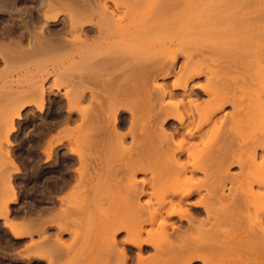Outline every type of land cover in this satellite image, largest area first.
I'll return each instance as SVG.
<instances>
[{"label": "rangeland", "instance_id": "1", "mask_svg": "<svg viewBox=\"0 0 264 264\" xmlns=\"http://www.w3.org/2000/svg\"><path fill=\"white\" fill-rule=\"evenodd\" d=\"M70 1L75 4V6L72 4L74 6V9L76 8L77 4L79 6V4L91 5L92 3L93 6H91L96 9H93L94 11L91 10L90 13H87L85 12L87 7H83L84 9L82 11H84L85 13H79V11L77 12V9L82 8V5L79 6V8L77 6V9H75V11L73 7L67 4ZM92 1L0 0V19L7 18L6 38H2L0 35V214H4L6 212L7 203H9L8 201H10L12 198H15L17 200L15 201V203L8 204L9 212L10 209L19 206H31L29 202H33V195H31L32 188H30L32 183L29 181H31V178L36 170L40 169L44 171L47 167L50 166H54L53 168L55 170L61 172L55 173L56 175L62 176V178L70 176L71 179L70 181H64L62 183L63 191L55 194L56 196H58V198H53V200L55 201L54 206L59 209L55 212L56 216L59 215V213H62L60 212V210L66 211L67 206L65 204V201L63 200L65 206H61L63 202H60V200L62 201V199H66V195H68L76 186L81 184V182L78 181H82V185L86 186L89 183L88 181L90 176H92V180V178L97 176H101L99 178L101 179L103 175H105L104 180L106 179L105 181L107 182V184H105L103 179L102 181L106 186H108V190L107 192H105L106 186L103 187L104 190H101L104 192L101 194V201L99 203L101 206L98 205V207H96L98 208L96 209V211L98 210L97 213L100 212L99 208L101 207L102 211L99 215H105L109 202L112 201V199H117L119 195L121 196L118 198H120L121 201L127 203L126 205V203L121 202V206L118 205L119 207H121L118 208V211L117 209L115 210L109 207L111 208L110 213H106V215L108 214L107 216L109 218L105 215L106 219L108 218V221H106L108 223L112 221L111 219H113L114 221V215H116L117 212H119L116 215L119 225H122V223H125L124 225L129 224L126 221L134 219L135 215L133 214L132 209H129V203L131 204V199H133L134 193L133 191L128 190L130 187V183L128 182H132V180L138 183V187L140 189L141 187H144L143 182L146 183L145 190H147V194L143 197L140 195V198L139 192L138 195L137 193L135 194V197L138 196L141 199V203L143 202L142 204H146L147 202L151 201L157 207L158 204L156 205L155 202V198L157 199V197L154 198V195H156L155 193L157 192H155L154 195L152 194V192L154 191L152 190L153 188H151L153 184H157V182L160 184H163V182H167L166 184L168 185H165L167 190L164 189L163 192L166 191L168 193H173L175 191V188L183 185L182 187H180V189L178 188L179 191L181 190L180 192L178 190L177 192L175 191L174 194L176 197L174 196V194H167L170 196H168V198H171L177 203L179 199L176 198H179L181 195L177 196L176 194H183V191L185 190L183 188L184 184L185 187H187V190L191 188L190 186L194 187L196 179V186L192 189L193 191H191L194 196L191 195L192 197H190L189 202L185 205V209L193 212L195 210V207H193L194 204L199 202V200L201 201L202 197L203 199H205L204 196L207 197L208 190L206 191V189L208 187H211L210 190H213L214 188L213 178L205 177L204 172L207 170L210 171L211 169V171H213V168L216 166V159L211 161V159H213V157L211 156H213L215 153L213 155L211 154V156L209 154L218 149L217 147L220 145V147H224L225 143H227L228 141L223 143V140L226 141V138L230 136L232 138L233 136L234 138L237 136V138H235V141L237 143L236 147L234 145L235 143H233L232 146H227V144L225 146L229 148L226 156L230 160L232 159L229 156H233V158L236 159L243 157L245 154H243L242 150L246 149V147L249 150L255 149L257 151L256 164H254L255 162L253 161V163L248 165L249 167L245 164L244 166L248 167L249 169L251 167L250 170L253 173V176L255 172L259 175L260 188L254 183H252L253 185L250 184V182L258 180V178H253L251 180L253 176L251 177L250 174L247 173H250L249 169L246 168L247 170H244L245 167L242 168L244 171L243 173L242 169L240 170V166H237V162L235 163L236 165L234 164L229 168V174L233 177L236 176L234 178H240L242 176L245 179L246 177L244 176H249L246 178L248 179L251 177L247 180L249 183L247 185L253 186L254 190L256 189L255 191H253V193H261V196H259V202L261 201V203L259 204V214L261 213V211H264V144H262L264 143V135L262 134V131L264 132V113L263 111L254 109V101H251V97H249V94L247 95L246 92L243 94V91L245 89V91H247V88L249 89L250 85H255L254 87L257 90L259 88V91L264 90V71L260 70L261 66L259 67L256 64L258 61L261 63L258 64L264 67V0ZM87 11L89 10L87 9ZM74 14H76V16ZM2 25L3 23H0V26ZM16 26L18 27V29L16 28ZM38 36L42 40H39V42H41L40 46H38L37 39L35 38ZM235 36L239 38H242L243 36H246L247 38L250 36V38H252L250 42L251 45H243L242 42L240 43L237 41L238 43H235L236 46L234 48L227 49V47L225 46V41L228 42L229 38H234V40H237L238 38H236ZM29 39L31 42L29 41ZM9 44H11V46ZM51 45L53 47L55 45V48L51 47ZM28 46L30 47V49ZM5 47H7V49ZM39 47H41V49H39ZM248 47H250V49H248ZM258 48L259 53H257ZM5 49L8 53L5 51ZM31 51L34 52L31 53ZM26 53H28V56ZM187 69L190 70L186 71ZM231 71H234L235 73L233 72L234 74L232 73L231 76H226L229 74V72L231 74ZM189 72H191L192 74H190ZM149 74L150 76H148ZM188 77L191 79H189ZM234 79L237 80L235 81ZM185 84L187 85V87ZM177 85L180 86V88H178ZM242 85L245 86L243 87ZM201 86H203V89H200ZM217 86H219V88H217ZM184 87L185 89H183ZM204 87H207V90L210 91V93L205 90L206 88L204 89ZM228 89L229 93L226 94V92H228ZM232 90L233 92H231ZM133 91L140 92V94L133 96V94H131ZM163 91L168 92L167 96H162V94H165ZM218 91L222 92L223 95L221 93L220 94L223 97L228 96V94L230 97H225V100H223V97H220ZM235 92L237 94H235ZM188 99L191 101V103ZM181 100L185 102L184 105H181ZM194 100L197 102V104ZM224 101H227L228 103L226 104ZM233 101H235L236 104ZM216 103L218 107H213L216 105ZM204 104H208L207 107ZM221 104L226 106L221 107ZM233 104L239 105L237 107L238 110H235L236 108L234 107L236 106ZM173 105H175L176 107ZM194 105H197L199 109L200 107L203 108L200 109L201 111H197L198 109H195ZM209 105H212L213 108ZM219 107H221V112H219ZM222 108L223 110H221ZM249 109L250 111H248ZM213 110L215 112L217 110L218 111L216 112V114H214L215 112L212 113ZM86 113L87 115L85 116ZM210 114L212 116H210ZM232 114H234V117L232 116ZM181 119L184 123H180L182 122ZM202 120L206 122L207 126L204 125L205 123H202L204 122ZM212 122L215 124H213ZM199 123H202L204 126H199ZM186 125L189 128H187ZM220 125L222 126V128ZM236 125L237 127L235 128ZM195 127L196 129L200 127L202 130H200L199 128L197 131ZM11 128L13 129L11 130ZM186 129L189 130L187 131ZM217 129L221 130L217 133ZM186 132L189 133L187 134ZM193 132H195L194 135L197 134L195 135L197 138H191L190 134H193ZM223 132H225V134H222ZM236 132L237 134H233L232 136V133ZM198 133H202V136L199 137L201 134L198 135ZM226 133L228 136L226 135ZM145 134L147 135V137ZM185 134L188 135L190 140H193L190 141ZM183 135H185V137ZM216 135H218V137ZM252 137L253 139L255 137L256 138L253 140ZM218 138L222 142H220ZM236 139H239V142L240 140L244 142L243 145L241 144L242 142L240 143L242 145V148L239 147V142ZM178 140L185 141L186 149L188 147H191L193 153H198L199 151V153H202L203 150L205 151L203 152L204 159L201 156L202 161L199 160L200 162H198L199 167H201L203 170L197 171L198 173H195L194 182L190 183L193 185L190 186H186V183L182 184V182L185 181L184 178L189 179L188 176L192 178V175L190 173H188V176L185 177L181 176L180 172H177V175H179V180L181 177H184L180 180V184L175 175L174 177L172 176L173 174L170 175L172 171L168 172L170 171L169 169H171V167L173 168L172 164L177 161L179 157L181 158V160L179 158V161H181V163L185 162L184 164L188 165L189 163V165H191L189 166V168H192V166H194L191 162V158L189 159L188 157H186L188 155L184 154L182 157L178 156V154H180V145H176L177 142L180 143ZM186 140H189L190 142H187ZM255 140H258L259 143H257V141L255 142ZM162 141L163 144H161ZM171 141L173 142L171 143ZM207 141L210 143H208ZM140 142L141 147L138 144ZM167 143L168 145L170 143L171 146H168ZM201 143L203 144L201 145ZM255 143H257L258 148L256 147ZM22 145H28L29 150L34 149L33 152H27L29 154V157L26 159L28 162L30 160L29 163L26 161L22 162V158L19 157V150ZM205 145L209 146V148H207ZM251 145L252 149L250 148ZM259 145H261L262 147L260 146V148ZM233 146L235 148H233ZM196 147H200L198 148V150L201 148L203 149V147H205L206 149L204 148L203 150L194 151L195 149H197ZM230 147L233 149H231ZM177 148L179 151H176ZM212 149H214L213 152ZM236 149H238L239 151ZM141 152L143 154L142 156L140 154ZM164 152H166L168 159L166 156V159L162 158V156L164 157ZM126 153L127 156L124 155L123 157L122 155ZM154 153L158 154L156 155ZM175 153L177 156L175 155ZM228 153H233V155L228 156ZM240 153L242 154V156L240 155ZM35 154H38L39 156L37 163L32 162L33 159H36ZM205 154L206 157L209 156V159L205 157ZM84 155L85 157H83ZM136 155H138V157ZM169 155L170 157H172V159H174V156H176L174 162L173 160H169L171 159ZM184 156L185 158H183ZM143 157L145 158V162L143 160ZM139 158L143 161H140L141 164L140 162L135 161L136 159L139 160ZM188 160L190 161L188 162ZM164 162H166V164ZM168 162L170 164H168ZM213 162H215V165L213 164ZM176 163L177 162H175L174 166L178 169V171H180L176 166ZM87 164H90V166L87 167ZM122 164L124 165L121 166ZM133 164L135 166H132ZM98 165L101 166L100 169L102 168V170H100V173H102V175H96V173H94V176L91 175V172L89 176V172L87 171V169L89 171H93V168L95 170L96 167H99ZM140 165L143 166L139 167ZM90 167L93 168L91 169ZM122 167L123 170L121 169ZM132 167L134 168L133 171L131 169ZM208 167L210 169H208ZM129 168L131 170H127ZM155 168H157L158 172L161 171L159 177V173L156 172ZM176 168H173V173L177 171ZM96 169V172L99 173L98 168ZM112 169L114 171V174H112ZM174 169H176V171ZM128 171H132V173H134L135 171L134 175L129 172L130 174H132V176H134L133 178L130 176V174H128ZM136 171H138V174H136ZM139 171H141L142 173ZM241 171L243 174L241 173ZM162 172L165 174L164 176H162ZM117 173L118 175H116ZM120 173L123 174L121 175ZM154 173H156L157 175H154ZM167 174L168 176L172 177L168 178L167 176L169 182L166 178ZM240 174L242 175L240 176ZM129 178L132 180L130 181ZM152 178L155 179L153 180ZM158 178H161L163 180H158ZM175 178L177 180H175ZM209 178L210 180H212L209 181ZM201 179L206 180V186L204 185V181ZM94 180H96V178ZM123 180H125V183H123ZM174 181H177L179 186H176V183ZM199 181H201L200 183H202L203 181V187H201L202 191L200 192L202 194H197L198 189L196 190V187L198 188L200 186V184L197 185V182ZM227 182V186L224 183V186L226 187L224 193H226V195L230 193L229 188H231L232 186L230 181L228 183ZM208 183H210L211 185ZM111 184L115 188L110 187ZM160 184H157V188L159 186L161 187L162 184ZM215 184L216 190L217 183L215 182ZM163 186L161 188H163ZM170 189L171 191H174L171 192ZM215 190H213V192ZM160 191L161 189L158 193L159 197L162 196L164 198L165 196H167L166 192L163 193ZM242 191H240V196H242L243 198H248V196L245 195L250 196L251 194H253L251 192L252 188H248V186L247 190H245L246 192L249 191L248 194H246L245 191ZM131 193L133 194L131 195ZM253 195H251L250 197H253ZM173 197L175 199H173ZM87 199L89 200V198ZM108 199L110 200L107 201ZM160 199L162 198L160 197ZM160 199H157L158 203ZM251 199L253 200V198ZM212 201L213 200L211 199L210 202ZM122 203L125 204V206ZM51 206H53V204ZM127 206L128 210H126ZM124 207H126L125 210ZM107 211L109 212V210ZM247 211L248 213H250V215L256 212L254 208H248ZM125 212H127V214H125ZM109 214H111L112 217ZM142 215L138 216L139 219H141L142 221H144L145 219L149 220V216L148 218H146L147 214H144V216L140 218V216ZM260 216H263L264 221V215H262L261 213ZM54 217L50 221V223L55 222ZM205 217L206 214L201 213L198 218L204 219ZM10 218L12 217L10 216ZM1 220L4 221V219H0V222ZM84 222L85 224H83L82 222L83 226L80 225L83 230L81 231L80 227H77L78 229L75 228V231L78 230L79 233L81 231L83 232L82 234H84L85 229L89 226H92L90 225L88 220H85ZM168 222L169 224H172L174 222L177 227H181V230L183 229L186 231V228H188L187 222L182 223V221L178 217H173L171 220L168 219ZM86 224H88V226ZM84 226L87 227L85 228ZM55 228L56 229H54L53 231H50L55 234L52 238L53 240H55L60 235L57 226ZM145 228L146 231L153 230V227H151V225L149 224L147 226L145 225ZM96 229H99V226L95 229L93 228L95 234L92 232V235H94L91 236L92 238L96 235L97 237L98 235L101 236V234L104 232L103 229ZM170 229L171 228H169V231L171 232L172 229ZM156 231L158 230H155L154 238H157L156 233L158 232ZM57 234L58 236H56ZM77 236L79 235L77 234ZM262 236V239H264V233L259 237V243L261 242V246L264 247V244L262 243V241L264 240L261 241ZM63 237L65 238H63V240L66 242V244H70L73 241L72 236L70 237L69 234H65ZM128 237L129 236H127L124 232H121L119 234L118 240L119 242H124L128 239ZM99 239L100 237H98L97 240ZM94 240L96 241V237L95 239L93 238L92 241L95 242ZM262 247H260L259 249L260 257L262 254V257L264 256V250ZM261 249L263 251H261ZM136 253L137 252H135V254ZM153 253L154 251L151 250L146 253L145 256L148 255L147 258H149V256H153ZM134 256L136 255L133 254V258H135ZM263 258H261L259 262L262 261ZM218 260L216 259V261ZM263 261L261 262V264H264ZM214 263L216 264V262Z\"/></svg>", "mask_w": 264, "mask_h": 264}, {"label": "bare ground", "instance_id": "2", "mask_svg": "<svg viewBox=\"0 0 264 264\" xmlns=\"http://www.w3.org/2000/svg\"><path fill=\"white\" fill-rule=\"evenodd\" d=\"M89 1V0H88ZM90 1H92V0H90ZM115 1V0H114ZM68 2V1H67ZM93 2V1H92ZM13 3V2H12ZM70 3V4H69ZM69 3H67L68 5H70L71 7H73V9H74V6H75V4H73V2H69ZM86 3H89V2H86ZM91 3V2H90ZM97 3V2H96ZM65 4V3H64ZM74 6H73V5ZM66 5V4H65ZM67 5V6H68ZM82 5V6H81ZM92 6H93V3L91 4ZM90 4L88 5V4H79V6H81L82 8H79V6H78V4L76 5V8L75 9H77V6H78V8L79 9H77V12L79 11V13H85V12H87V13H90V11L91 10H95L96 8H94V7H92ZM69 6V7H70ZM95 6V5H94ZM168 6V5H167ZM172 6V5H171ZM63 7H64V5H63ZM86 8V11L84 12V11H82L84 8ZM89 7V8H88ZM166 7V6H165ZM169 7V6H168ZM6 8V7H5ZM106 8V7H105ZM63 9V8H62ZM74 9V10H75ZM87 9L89 10V11H87ZM174 9V8H173ZM5 10V9H4ZM93 10V11H94ZM76 11V10H75ZM76 13V12H75ZM86 13V14H87ZM170 13V12H169ZM72 14V13H71ZM166 14V13H165ZM75 16H76V14H74ZM91 15V14H90ZM72 16V15H71ZM82 16V15H81ZM74 17V16H73ZM256 25V24H255ZM258 27V26H257ZM257 27H255V28H257ZM240 31V30H239ZM257 31V30H256ZM238 32V31H237ZM250 32V31H249ZM248 32V33H249ZM260 32V31H259ZM41 33V32H40ZM239 33V32H238ZM245 33V32H244ZM243 33V34H244ZM251 33V32H250ZM249 33V34H250ZM256 33V32H255ZM241 34V33H240ZM247 34V33H246ZM257 34V33H256ZM242 35V34H241ZM258 35V34H257ZM40 36V35H39ZM35 37L36 39H37V42H38V46H40V43L41 42H39V40L40 41H42L41 40V38L40 37ZM238 36V35H237ZM237 36H235L236 38H238L237 40H234V38H229V40H228V42L227 41H225V43H223V44H225V46L227 47V49L228 48H234L235 46H236V44L235 43H238V42H242L243 43V45H249L250 44V42H251V39L252 38H250V36L249 37H247L246 38V36H243L242 38H239V37H237ZM33 37V36H32ZM47 37V36H46ZM231 37V36H230ZM245 37V38H244ZM254 37V36H253ZM40 38V39H39ZM250 38V39H249ZM53 39V38H52ZM233 39V40H232ZM34 40V39H33ZM46 40V39H45ZM253 40H254V38H253ZM258 40H259V38H258ZM29 41H30V39H29ZM238 41V42H237ZM19 42V41H18ZM31 42V41H30ZM49 42H50V40H49ZM254 42V41H253ZM252 42V43H253ZM257 42V41H256ZM255 42V43H256ZM261 42V41H260ZM21 43V42H20ZM62 43V42H61ZM70 43V42H69ZM15 44H17V43H15ZM51 44V43H50ZM10 46H11V44H9ZM59 45V44H58ZM67 45V44H66ZM69 45V44H68ZM251 45V44H250ZM255 45V44H254ZM30 46V45H29ZM28 46V47H29ZM43 46V45H42ZM253 46V45H252ZM15 47V46H14ZM50 47V46H49ZM48 47V48H49ZM51 47H53L52 45H51ZM226 47H224V48H226ZM237 47H238V44H237ZM240 47H241V45H240ZM255 47V46H254ZM257 47H259V46H257ZM6 49H7V47H5ZM9 48V47H8ZM19 48V47H18ZM34 48V47H33ZM36 48V47H35ZM53 48H55V45H54V47ZM244 48V47H243ZM261 48H262V46H261ZM6 49H5V51H6ZM14 49V48H13ZM29 49H30V47H29ZM39 49H41V47H39ZM57 49H58V47H57ZM241 49V48H240ZM248 49H250V47H248ZM252 49V48H251ZM263 49H264V46H263ZM9 50V49H8ZM26 50V49H25ZM33 50V49H32ZM35 50V49H34ZM50 50V49H49ZM230 50V49H229ZM242 50V49H241ZM245 50V49H244ZM42 51V50H41ZM239 51V50H238ZM259 51V48H258V50H257V53H259L258 52ZM7 52V51H6ZM11 52V51H10ZM9 52V53H10ZM25 52V51H24ZM23 52V53H24ZM34 52V51H33ZM32 51H31V53H33ZM38 52V51H37ZM242 52V51H241ZM8 53V52H7ZM29 53V52H28ZM28 53H26L27 54V56H28ZM30 53V54H31ZM35 53H36V51H35ZM34 53V54H35ZM42 53V52H41ZM243 53V52H242ZM20 55V54H19ZM25 55V54H24ZM258 55V54H257ZM22 56V55H21ZM259 57V56H258ZM24 58V57H23ZM257 59V58H256ZM259 60V59H258ZM254 62V61H253ZM251 63V62H250ZM255 63H256V61H255ZM254 63V64H255ZM258 63H260V62H258L257 61V65L260 67V70H262V71H264V67L262 66V65H260V64H258ZM253 64V65H254ZM198 65V64H197ZM193 66V65H192ZM187 67V66H186ZM195 67V66H194ZM255 67H256V65H255ZM197 68V67H196ZM229 68V67H228ZM186 69V68H185ZM193 69V68H192ZM195 69V68H194ZM231 69V68H230ZM188 70H190V69H187L186 71H188ZM185 71V70H184ZM192 72V71H191ZM191 72H189L190 74H192ZM234 72V71H233ZM232 71H231V74H230V72H229V74L228 75H226V76H231L232 75V73H233ZM186 73H188V72H186ZM226 73V72H225ZM235 73V72H234ZM233 73V74H234ZM143 74V73H142ZM195 74V73H194ZM261 74V73H260ZM144 75V74H143ZM146 75H147V73H146ZM185 75H187V74H185ZM199 75V74H198ZM148 76H150V74L148 75ZM191 76V75H190ZM193 76V75H192ZM202 76V75H201ZM262 76H263V72H262ZM261 76V77H262ZM143 77H147V76H143ZM194 77H197V76H194ZM233 77V76H232ZM189 78V77H188ZM231 78V77H230ZM143 79H145V78H143ZM189 79H191V78H189ZM247 79V78H246ZM252 79V78H251ZM254 79V78H253ZM264 79V78H263ZM235 80V79H234ZM237 80V79H236ZM235 80V81H236ZM245 80V79H244ZM248 81V80H247ZM225 84V83H224ZM224 84H223V87H224ZM248 84V83H247ZM186 85V84H185ZM241 85V84H240ZM249 85V84H248ZM156 86V85H155ZM178 86V85H177ZM176 86V87H177ZM227 86V85H226ZM238 86V85H237ZM243 86V85H242ZM241 86V87H242ZM245 86V85H244ZM243 86V87H244ZM255 86V85H254ZM254 86H249V89L247 88V91H243V94L246 92L247 93V95L249 94V97H251L250 99H251V101L253 100L254 101V103H253V105L255 106L254 107V109L255 110H259V111H263V113H264V90H260L259 91V88H258V90L254 87ZM160 87V86H159ZM175 87V86H174ZM183 87V86H182ZM186 87H187V85H186ZM235 87V86H234ZM240 87V86H239ZM157 88H158V86H157ZM162 88V87H161ZM178 88H180V86H178ZM203 89V86H201L200 87V89ZM206 88V89H205ZM212 88H214V87H212ZM211 88V89H212ZM217 88H219V86H217ZM220 88H221V86H220ZM182 89V88H181ZM183 89H185V87L183 88ZM187 89V88H186ZM199 89V88H198ZM204 89L205 90H207V87H204ZM208 89H210V88H208ZM222 89H224V88H222ZM231 89V88H230ZM233 89V88H232ZM238 89H240V88H238ZM263 89H264V87H263ZM191 90H192V88H191ZM204 90V91H205ZM218 90V89H217ZM132 91V90H131ZM161 91V90H160ZM184 91V90H183ZM208 91V90H207ZM213 91H215V90H213ZM221 91V90H220ZM220 91H218L219 93V95H220V97H223L222 95V92H220ZM222 91H226V90H222ZM241 91V90H240ZM164 92V91H163ZM209 93H210V91H208ZM231 92H233V90L231 91ZM238 92V91H237ZM165 94H162V96L164 97V96H167V93L168 92H164ZM204 93H206V92H204ZM203 93V94H204ZM212 93V92H211ZM222 95H221V94ZM227 93H229V89H228V92H226V94ZM239 93V92H238ZM131 94H133V96H135V95H139L140 94V92H137V91H133ZM213 94V93H212ZM233 94V93H232ZM235 94H237L236 92H235ZM234 94V95H235ZM169 95V94H168ZM191 95V94H190ZM194 95V94H193ZM242 95V94H241ZM132 96V95H131ZM188 96V95H187ZM211 96H213V95H211ZM215 96H217V95H215ZM228 96H229V94H228ZM228 96H225V97H227L228 98ZM169 97V96H168ZM170 97H171V95H170ZM189 97H191V96H189ZM188 97V98H189ZM225 97H223V100H225ZM230 97V96H229ZM239 97V96H238ZM174 98V97H173ZM214 98V97H213ZM217 98H219V97H217ZM236 98H237V96H236ZM176 99V98H175ZM191 99V98H190ZM195 99V98H194ZM211 99V98H210ZM209 99V100H210ZM189 100V99H188ZM217 100H219V99H217ZM220 100H222V99H220ZM227 100V99H226ZM232 100V99H231ZM186 101V100H185ZM193 101V100H192ZM195 101V100H194ZM228 101V100H227ZM225 102L226 104L228 103V102ZM230 101V100H229ZM237 101V100H236ZM238 101H239V99H238ZM244 101H246V100H244ZM175 102V101H174ZM184 101H180V103H181V105L183 104H185V102L183 103ZM189 102L191 103V101L189 100ZM188 102V103H189ZM196 102V101H195ZM205 102H207V101H205ZM214 102V101H213ZM216 102V101H215ZM220 102V101H219ZM223 102V101H222ZM221 102V103H222ZM234 103H235V101H233ZM178 103V102H177ZM187 103V104H188ZM193 103V102H192ZM210 103V102H209ZM212 103V102H211ZM224 103V104H225ZM246 103V102H245ZM172 104H174V103H172ZM196 104H197V102H196ZM230 104H231V102H230ZM236 104V103H235ZM235 104H233V105H235ZM241 104V103H240ZM26 105H27V103H26ZM199 105V104H198ZM205 105V104H204ZM208 105V104H207ZM207 105H205L206 107H207ZM215 105V104H214ZM229 105V104H228ZM232 105V106H233ZM173 106H175V105H173ZM188 106V105H187ZM189 106H190V104H189ZM195 106V105H194ZM197 106V105H196ZM196 106H195V109H198L197 111H199L200 109H202L203 107H200V109H199V107L197 106V108H196ZM200 106V105H199ZM209 106H211L212 107V105H209ZM217 106V103H216V105L215 106H213V107H216ZM220 106V105H219ZM222 106H226V105H222L221 104V107ZM236 107H234V108H236L235 110H238L237 109V107L239 106V105H235ZM176 107V106H175ZM181 107V106H180ZM212 107V108H213ZM218 107V106H217ZM221 107H219L218 109H219V112H221L220 111V108ZM242 107H243V105H242ZM251 107V106H250ZM249 107V108H250ZM169 108V107H168ZM185 108V107H184ZM210 108V107H209ZM233 108V109H234ZM240 108V107H239ZM245 108V107H244ZM247 108V107H246ZM166 109H167V106H166ZM194 109V110H195ZM211 109V108H210ZM217 109V108H216ZM254 109H252V110H254ZM207 110V109H206ZM212 110V109H211ZM215 110V109H214ZM213 110V112L212 113H214L215 111ZM221 110H223V108L221 109ZM252 110H251V112H252ZM156 111V110H155ZM160 111H161V109H160ZM159 111V112H160ZM164 111V110H163ZM186 111V110H185ZM201 111V110H200ZM218 111V110H217ZM216 111V112H217ZM248 111H250V109L248 110ZM259 111H257V112H259ZM85 112H87V111H85ZM167 112V111H166ZM192 112V111H191ZM195 112H196V110H195ZM194 112V113H195ZM206 112V111H205ZM216 112L214 113V114H216ZM223 112V111H222ZM235 112V111H234ZM238 112V111H237ZM240 112V111H239ZM244 112V111H243ZM153 113V112H152ZM155 113V112H154ZM186 113V112H185ZM197 113V112H196ZM208 113H210V112H208ZM211 113V114H212ZM242 113V112H241ZM84 114V113H83ZM187 114V113H186ZM191 114V113H190ZM193 114V113H192ZM210 114V116H212ZM249 114H251V113H249ZM262 114V113H261ZM87 115V113L85 114V116ZM155 115H157V114H155ZM196 115V114H195ZM234 114H232V116H233ZM243 115H245V114H243ZM167 116V115H166ZM209 116V115H208ZM232 116H230V117H232ZM173 117V116H172ZM188 117V116H187ZM193 117H194V115H193ZM234 117V116H233ZM133 118H135V117H133ZM157 118V117H156ZM159 118H160V116H159ZM161 118H162V116H161ZM208 118V117H207ZM174 119V118H173ZM172 119V120H173ZM186 119V118H185ZM188 119H189V117H188ZM212 119V118H211ZM231 119H234V118H231ZM165 120V119H164ZM177 120V119H176ZM190 120V119H189ZM188 120V121H189ZM210 120V119H209ZM215 120H216V117H215ZM222 120V119H221ZM175 121V120H174ZM181 121L182 122H180V123H184L183 122V120L181 119ZM202 121H204V120H202ZM206 121H207V119H206ZM211 121V120H210ZM224 121H225V119H224ZM231 121V120H230ZM233 121V120H232ZM135 122V121H134ZM162 122V121H161ZM165 122V121H164ZM176 122V121H175ZM239 122V121H238ZM241 122V121H240ZM172 123V122H171ZM202 123H205L204 125H206V122L204 121V122H202ZM202 123H199V126H201V125H203ZM213 123V122H212ZM232 123V122H231ZM242 123V122H241ZM241 123H239V124H241ZM156 124H157V122H156ZM190 124V123H189ZM198 124V123H197ZM213 124H215V123H213ZM221 124H222V122H221ZM226 124H227V122H226ZM225 124V125H226ZM229 124V123H228ZM233 124V123H232ZM231 124V125H232ZM182 125V124H181ZM187 125H188V123H187ZM187 125H186V127H187ZM193 125V124H192ZM203 125V126H204ZM209 125V124H208ZM219 125V124H218ZM224 125V124H223ZM12 126V125H11ZM157 126V125H156ZM191 126V125H190ZM207 126V125H206ZM216 126V125H215ZM221 126V125H220ZM219 126V127H220ZM13 127V126H12ZM160 127V126H159ZM164 127V126H163ZM193 127V126H192ZM198 127V126H197ZM209 127V126H208ZM237 127V125L235 126V128ZM157 128V127H156ZM187 128H189V127H187ZM194 128V127H193ZM192 128V129H193ZM200 128V127H199ZM198 128V129H199ZM207 128V127H206ZM221 128H222V126H221ZM228 128V127H227ZM13 128H11V130H12ZM195 129H196V127H195ZM194 129V130H195ZM198 129H196L197 131H198ZM242 129V128H241ZM161 130V129H160ZM187 130V129H186ZM189 130V129H188ZM187 130V131H188ZM200 130H202L201 128H200ZM214 130V129H213ZM221 130V129H220ZM219 129H217V133L220 131ZM229 130V129H228ZM235 130V129H234ZM238 130V129H237ZM240 130V129H239ZM153 131V130H152ZM158 131V130H157ZM156 131V132H157ZM191 131V130H190ZM189 131V132H190ZM197 131H196V133H197ZM206 131V130H205ZM215 131V130H214ZM225 131H227V130H225ZM232 131H233V129H232ZM66 132V131H65ZM189 132H186L187 134L189 133ZM204 132V131H203ZM239 132V131H238ZM194 133L195 132H193V134H190V136H191V138H197L195 135H197V134H195L194 135ZM228 133V132H227ZM227 133H226V135H227ZM172 134V133H171ZM187 134H185V135H187ZM201 134V135H200ZM216 134V133H215ZM214 134V135H215ZM222 134H225V132H223ZM221 134V135H222ZM230 134V133H229ZM233 134H237V132L236 133H232V136H233ZM262 134L264 135V132L262 131ZM146 135V134H145ZM156 135V134H155ZM166 135H167V133H166ZM170 135V134H169ZM181 135V134H180ZM185 135H183L184 137H185ZM198 135H200L199 137H201L202 136V133H198ZM205 135H206V133H205ZM208 135V134H207ZM174 136V135H173ZM217 137H218V135H216ZM220 136V135H219ZM228 136V135H227ZM145 137V136H144ZM146 137H147V135H146ZM149 137V136H148ZM154 137V136H153ZM162 137V136H161ZM167 137V136H166ZM170 137H172V136H170ZM169 137V138H170ZM186 137H188V135L186 136ZM217 137H215V138H217ZM224 137H226V136H224ZM231 137V136H230ZM228 137V138H226L225 140L226 141H224L223 140V143H225V142H227V143H225V146H226V144H227V146H232L233 145V143H235L234 145H235V147L237 146V143H236V141H235V138H237V136L234 138V136H233V138L231 137ZM247 137V136H246ZM249 137V136H248ZM254 137V136H253ZM253 137H252V139H253ZM177 138V137H176ZM180 138V137H179ZM178 138V139H179ZM202 138H204V137H202ZM201 138V139H202ZM214 138V139H215ZM221 138V137H220ZM256 138V137H255ZM254 138V139H255ZM148 139V138H147ZM171 139V138H170ZM173 139V138H172ZM188 139L190 140V138L188 137ZM192 139V140H193ZM200 139V140H201ZM210 139H212V138H210ZM219 139V138H218ZM224 139V138H223ZM242 139V138H241ZM250 139H251V137H250ZM253 139V140H254ZM153 140V139H152ZM175 140V139H174ZM185 140V139H184ZM187 141V142H190V141H192V140H190V141ZM198 140V139H197ZM199 140V141H200ZM236 140H238V142H239V139H236ZM243 140H244V138H243ZM252 140V141H253ZM259 140V139H258ZM258 140H255V142L257 141V143H259L258 142ZM135 141V140H134ZM139 141V140H138ZM142 141V140H141ZM146 141V140H145ZM156 141V140H155ZM180 143H178L177 142V146H179V149H180V154H182V155H180V154H178V156H183L184 154H186V155H188V156H186V157H188L189 159L191 158V162L193 163V165L195 166H192V168L194 169H192L191 167V170H190V168H189V166H191V165H189V163H188V165L187 164H184V163H181V161H179V158L177 159V161H175L174 159H175V157L177 156L176 155V153H175V155L176 156H174V159H172V157H170V155H169V157L171 158V159H169V160H173V162L175 161V162H177L176 163V166L179 168V170L180 171H178V169L174 166V164H175V162L172 164V166H173V168H176L177 169V171H176V169H174L176 172H174L173 173V168L171 167V169H169L170 171H168V172H171L172 171V173L170 174V175H172L173 177H174V175L176 176V178L178 179V181H179V183H180V180L182 179V178H184V177H181V176H188L187 174L188 173H190L191 175H192V178L190 177V176H188L189 177V179L187 178H184V182H182V184H184V183H186L187 185L186 186H190V185H193V184H190V183H193L194 182V179H195V173H198L197 171H200V170H203L201 167H199V165H198V162H200V161H202L201 160V156H202V158L204 159V157H203V152H205L203 149L205 148V147H203V149L201 148V149H199V150H203V152L202 153H199L200 151L198 150V148H200V147H196L197 149H195L194 151H196V150H198L197 152L198 153H193L192 152V150H191V147H188L187 149H186V147H185V141H181V140H178ZM196 141V140H195ZM205 141V140H204ZM210 141V140H209ZM214 141V140H213ZM219 141H220V139H219ZM247 141H248V139H247ZM251 141V142H252ZM143 142V141H142ZM154 142V141H153ZM173 141H171V143H172ZM174 142H176V141H174ZM208 142V141H207ZM207 142H205V143H207ZM215 142V141H214ZM213 142V143H214ZM220 142H222V141H220ZM242 140H240V142H239V147L240 148H242V145L244 144V142H242ZM246 142V141H245ZM250 142V143H251ZM146 143V142H145ZM151 143V142H150ZM208 143H210V142H208ZM219 143V142H218ZM242 145H241V144ZM257 143H255L256 144V147L258 148V146H257ZM139 145L141 144V142L140 143H138ZM149 144V143H148ZM153 144V143H152ZM156 144V143H155ZM161 144H163V141H162V143ZM179 144V145H178ZM189 144V143H188ZM195 144V143H194ZM203 143H201V145H202ZM254 144V145H255ZM262 144H264V143H262ZM261 144V145H262ZM138 145V146H139ZM150 145V144H149ZM167 145H168V143H167ZM169 145H170V143H169ZM168 145V146H169ZM173 145V144H172ZM175 145V146H176ZM186 145H187V143H186ZM211 145H212V143H211ZM210 145V146H211ZM224 145V144H223ZM241 145V146H240ZM252 145H253V143H252ZM252 145L250 146V148L252 147ZM261 145H259V147L261 146ZM136 146V145H135ZM153 146V145H152ZM171 146V145H170ZM174 146V145H173ZM206 146V145H205ZM221 146V145H220ZM220 146H218L217 148L218 149H216L214 152H213V150L214 149H212V152L213 153H210L209 155L211 156V154L213 155L214 153V155L213 156H211V157H213V159H211V161L212 160H214V159H216V163L215 162H213V164L215 163L216 164V168L214 167L213 169V171H209V170H207V171H204L205 172V177H210V178H213V180H214V183H213V185H214V188H213V190H215V182L217 183V189L213 192V190H210L211 189V187H206L207 189H206V191H207V197H205L204 196V198L206 199H203V197L201 198V201L199 200V202H197L196 204H194V206L193 207H195V210L193 211V212H190L188 209H185V205L189 202V200H190V197H192L191 195H193L194 196V194L191 192V191H193L192 189L193 188H195V183H196V179H195V183H194V187L193 186H190V187H188V188H190V189H188L187 190V187H185V184H184V191H183V194H180V193H178V194H176L177 196L179 195H181L179 198L177 197L176 199H179L178 201H177V203H176V201H173L171 198H168V196L169 195H167V194H169L168 192H166V191H164L163 192V190L164 189H166V186L165 185H168V184H166V183H164L163 181V184H164V186H165V188H164V186H163V184L161 185L160 183H158L157 181H155V182H157V184H160L161 185V187L163 186V188H161L160 186L157 188V184L155 183V184H153V186L151 187V188H153L152 190H154L153 192H152V194L154 195V193L155 192H157V193H155L156 195H154V198L155 197H157V199L159 200L160 199V197L162 198V199H160V201H159V203H158V200L155 198V202H156V205H157V207L155 206V204L154 203H152L151 201H149V202H147L146 204H142L141 203V196L143 197V196H145L146 194H147V190H145V182H143V186L144 187H141V189L138 187V183L136 182V181H133L132 179H130L129 178V180L131 181L132 180V182H128V183H130L129 184V191L131 190V191H133V193H134V196H133V199H131V204L129 203V209L131 210L132 209V211H133V214L135 215V217H134V219H130V220H128V218H127V220L128 221H126V222H128L129 224H126V225H124L120 220V222L122 223V225H119L118 223L119 222H117V214L119 213V212H117V214L116 215H114V217H115V219H114V221H113V219H111L112 221H110L109 223L108 222H106V221H108L107 219L109 218L107 215H106V213H110V209L111 208H113V209H117V211L119 210L118 208H121V207H119V206H121L120 205V203L121 202H123V201H121V199L120 198H118V197H120L121 195H116V196H118L117 197V199H112V201H110L109 202V204L107 205L108 206V208L109 207H111V208H107V210H109V212L106 210V212H105V215L108 217L107 219H106V216L103 214V215H99L100 214V212L102 211V208L100 207L99 208V213H97L98 212V210L96 211V209H98V208H96V207H98V205L99 206H101L99 203H100V201H101V194L104 192V191H101L102 189L104 190V188L103 187H105L106 185L105 184H107V182L104 180V176L105 175H103V177L101 178V179H99L101 176H97V177H94V178H92V180H91V177L92 176H90L89 174L91 173V175H94V173H96V175L97 174H99V175H102V173H100V170H102V168L100 169V167L101 166H99V167H96V168H98V170H99V173L98 172H96L97 171V169L95 168V170H94V168H93V171H89L88 169H87V171L89 172H86V173H88V175L90 176V178H89V183L85 186H83L82 184V181H78V182H81V184H79L78 186H76L68 195H66V199H62V201L60 200V202H63L62 203V205L61 206H63L64 205V201H65V204H66V206H67V209H66V211H61L60 210V212H62V213H59V215H55L54 214V220H55V222H54V220H53V222L56 224V226H57V229H58V231H59V233H60V235L58 236V234L56 235V236H58L55 240H53L52 238L53 237H49V236H47V235H45V237L43 236V234L45 233L44 231L45 230H43V229H46V228H44L43 227V225H45V223L43 224L42 223V226H41V224H38V222H35V224L34 223H30L29 225H28V221L25 223L26 224V226H28V227H26L25 226V224L23 223V222H17V221H15L14 219H12V218H10V212H9V205L8 204H10V203H15V201L17 200V199H15V198H12L10 201H8L9 203H7V207H6V212L4 213V214H0V219H4V222L7 224V225H5V226H8L7 228L9 229V231L12 233V235L13 234H15V236H16V238H18V237H24L25 238V236L27 237V236H34V235H40V237H41V239L36 243V241H35V244H34V240L32 241L33 243L31 244V245H33L34 244V246L36 247H33V249L34 250H37L38 251V255L36 254L35 255V257H39V260H40V262H44V263H46V264H215L214 262H216V264L218 263V264H261V262L264 260V256L262 257V255H261V257L259 256V249H260V247H262L261 246V242L259 243V237L261 236V234H263L264 233V221H263V216H260L261 215V213H262V215H264L263 214V212L264 211H261V213L259 214V204L261 203V201L259 202V196H261L260 194L261 193H257V192H254L253 193V191H255L254 189H253V186H249V185H247V184H249L248 183V179H250L252 176H253V173L251 172V167H250V169L248 168L249 166V164H251V163H253V161L255 162L254 164H256V161H257V154H256V150L254 151V150H249V149H247V147H246V149H244V150H242L243 151V154H245L243 157H240L239 159L237 158H233V156H229V155H233V153H234V151H233V153L232 154H230V153H228V156L229 157H231V159L232 160H230L226 155V153H227V151H228V147H220ZM264 146V145H263ZM124 147V146H123ZM140 147H141V145H140ZM155 147V146H154ZM160 147V146H159ZM194 147V146H193ZM207 148H209V146H206ZM234 146H233V148H235ZM244 147V146H243ZM262 147V146H261ZM260 147V148H261ZM165 148V147H164ZM176 148V147H175ZM213 148H215V147H213ZM231 148V147H230ZM233 148H231V149H233ZM249 148V147H248ZM254 148V147H253ZM256 148V149H257ZM264 148V147H263ZM128 149H130V148H128ZM150 149V148H149ZM159 149V148H158ZM160 149H162V148H160ZM190 149V150H189ZM206 149V148H205ZM211 149V148H210ZM209 149V150H210ZM230 149V150H231ZM252 149V148H251ZM126 150V149H125ZM155 150V149H154ZM168 150V149H167ZM166 150V151H167ZM176 150V149H175ZM208 150V149H207ZM235 150V149H234ZM236 150H238V149H236ZM108 151V150H107ZM128 151H130V150H128ZM136 151V150H135ZM172 151V150H171ZM174 151V150H173ZM176 151H179L178 150V148H177V150ZM211 151V150H210ZM239 151V150H238ZM263 151V150H262ZM154 152V151H153ZM157 152V151H156ZM169 152V151H168ZM208 152V151H207ZM122 153V152H121ZM150 153H151V151H150ZM165 154H166V152H164ZM163 153V155H164V157L162 156V158H165V156L167 157V154L165 155ZM170 153V152H169ZM177 153H179V152H177ZM238 153V152H237ZM79 154V153H78ZM133 154V153H132ZM141 154V156L143 155L142 154V152L140 153ZM146 154V153H145ZM148 154V153H147ZM154 154H156V153H154ZM158 154V153H157ZM156 154V155H157ZM174 154V153H173ZM124 155H126L127 156V153L126 154H123L122 156L124 157ZM130 155V154H129ZM153 155V154H152ZM240 155L242 156V154L240 153ZM81 156V155H80ZM120 156V155H119ZM133 156V155H132ZM137 157H138V155H136ZM145 156V155H144ZM159 156V155H158ZM83 157H85V155L83 156ZM146 157V156H145ZM152 157V156H151ZM205 157H206V154H205ZM209 157V156H208ZM208 157H206V158H208ZM235 157H236V155H235ZM261 157V156H260ZM263 157H264V155H263ZM136 158V157H135ZM141 158V157H140ZM140 158H139V160L138 159H136L135 161H138V162H140V161H142V160H140ZM144 158V157H143ZM142 158V159H143ZM148 158V157H147ZM159 158V157H158ZM160 158H161V156H160ZM159 158V159H160ZM183 158H185V156L183 157ZM187 158V159H188ZM125 159V158H124ZM126 159H128V158H126ZM134 159V158H133ZM166 159V158H165ZM167 159H168V157H167ZM209 159V158H208ZM84 160V159H83ZM122 160V159H121ZM144 160V162H145V158L143 159ZM180 160H181V158H180ZM200 160V161H199ZM207 160V159H206ZM97 161V160H96ZM119 161H120V159H119ZM127 161V160H126ZM147 161V160H146ZM151 161V160H150ZM190 160H188V162H189ZM263 161H264V158H263ZM104 162V161H103ZM102 162V163H103ZM123 162V161H122ZM129 162V161H128ZM127 162V163H128ZM137 162V163H138ZM143 162V161H142ZM157 162V161H156ZM191 162H190V164H191ZM237 162V166L239 165L240 166V170L242 169V168H244L245 166H244V164L246 165V166H248V167H245V169L244 170H247V169H249V171H250V173L249 172H247L248 174H250V178H248V179H246L247 177H249V176H244V177H246L245 179L241 176L243 173H244V171H243V169H242V171H243V173H242V171H241V173L242 174H240V176L242 177H237V178H234V177H236V176H231L230 174H229V168L230 167H232V165H234L235 163ZM100 163V162H99ZM151 163V162H150ZM149 163V164H150ZM165 164H166V162H164ZM121 164V163H120ZM131 164H132V162H131ZM139 164V163H138ZM140 164H141V162H140ZM146 164H147V162H146ZM145 164V165H146ZM149 164H148V166H149ZM158 164V163H157ZM156 164V165H157ZM168 164H170L169 162H168ZM214 164V165H215ZM264 164V163H263ZM124 164H122L121 166H123ZM209 165V164H208ZM207 165V166H208ZM236 165V164H235ZM90 166V164L88 165L87 164V167H89ZM96 166V165H95ZM118 166H120V165H118ZM130 166V165H129ZM132 166H135L134 164L132 165ZM143 166V165H142ZM141 165L139 166V167H142ZM167 166V165H166ZM205 166H206V164H205ZM211 166H212V164H211ZM211 166H210V168H211ZM257 166V165H256ZM264 166V165H263ZM108 167V166H107ZM116 167V166H115ZM138 167V166H137ZM160 167V166H159ZM204 167V166H203ZM91 168V167H90ZM91 168V169H92ZM105 168V167H104ZM118 168V167H117ZM153 168V167H152ZM209 167H208V169H210ZM247 168V169H246ZM258 168V167H257ZM106 169V168H105ZM122 170H123V167L121 168ZM132 169V171H133V167L131 168ZM130 168L129 169H127V170H131ZM137 169V168H136ZM151 169V168H150ZM156 169V172L157 173H159L158 174V177H159V175H160V173H161V171L160 172H158L157 171V168H155ZM162 169V168H161ZM205 169H207V168H205ZM126 170V171H127ZM144 170V169H143ZM112 171H113V169H112ZM132 171H128V174H130L129 172H131L132 173ZM148 171V170H147ZM209 171V172H208ZM255 171V170H254ZM108 172H109V170H108ZM121 172V171H120ZM138 171H136V174H138L137 173ZM139 172H141V171H139ZM145 172V171H144ZM149 172V171H148ZM167 172V173H168ZM177 172L179 173L180 172V174H181V178H180V180H179V175H177ZM245 172V173H246ZM84 173V172H83ZM112 173V172H111ZM110 173V174H111ZM118 173H119V171H118ZM118 173L116 174V175H118ZM123 173H125V172H123ZM123 173H120L121 175L123 174ZM142 173V172H141ZM163 173V172H162ZM166 173V172H165ZM176 173V174H175ZM199 173H201V172H199ZM203 173V172H202ZM246 173V174H247ZM251 173H252V175H251ZM112 174H114V171H113V173ZM120 174H119V176H120ZM133 175L135 174V171H134V173H132ZM132 174H130V176L133 178L134 176H132ZM147 174V173H146ZM145 174V175H146ZM156 173H154V175H155ZM247 174V175H248ZM255 174H256V172H255ZM255 174H254V176L251 178V180L253 179V178H258V180H255V181H253V182H250V184H252V183H254V184H256L258 187H259V175L258 174H256V176H255ZM82 175V174H81ZM148 175V174H147ZM154 175H152V176H154ZM157 175V174H156ZM165 174L163 173L162 174V176H164ZM95 176V175H94ZM108 176V175H107ZM112 176V175H111ZM127 176V175H126ZM125 176V177H126ZM162 176H160V177H162ZM167 176H168V174L166 175V178H167ZM198 176V175H197ZM87 177V176H86ZM128 177V176H127ZM155 177V176H154ZM169 177H171V176H168V178ZM194 177V178H193ZM96 178V180H94ZM99 180H98V179ZM112 178V177H111ZM116 178V177H115ZM155 178H157V177H155ZM155 178H152L153 180L155 179ZM163 178V177H162ZM168 178H167V181L169 182V180H168ZM172 178V177H171ZM175 178V180H177ZM210 178L208 179L209 181H211L210 180ZM102 179H103V181L105 182V184H104V182L102 181ZM124 179V178H123ZM161 179V178H160ZM159 178H158V180H160ZM163 179H165V178H163ZM163 179H161V180H163ZM200 179V178H199ZM235 179H238V180H235ZM240 179V180H239ZM82 180V179H81ZM101 180V181H100ZM114 180V179H113ZM136 180V179H135ZM173 180H174V178H173ZM198 180V179H197ZM201 180H203V179H201ZM216 180V181H215ZM250 180V181H251ZM112 181V180H111ZM122 181V180H121ZM125 180H123V183H125L124 182ZM146 181V180H145ZM171 181V180H170ZM204 181V185L206 186V184H205V181L206 180H203ZM203 181H202V183H203ZM229 182L230 181V183H231V188H229L230 190V193L228 194V195H226V193H224V190L226 189V187L224 186V183H225V185H226V182ZM261 181V180H260ZM77 182V183H78ZM108 182H109V180H108ZM115 182V181H114ZM147 182H149V181H147ZM161 182V181H160ZM175 182V181H174ZM201 181H199V182H197V185H199L200 184V186L197 188L196 187V190L198 189V191H197V194L199 193V194H202V193H200L201 191H202V189H201V187H203L202 185V183H200ZM213 182V181H212ZM227 182V183H228ZM118 183H120V182H118ZM153 183H154V181H153ZM176 184V186H179V184L177 183V181L175 182ZM189 183V184H188ZM207 183V182H206ZM262 183V182H261ZM181 184V183H180ZM208 184H210V183H208ZM82 185V186H81ZM123 185V184H122ZM121 185V186H122ZM128 185V184H127ZM140 185V184H139ZM171 185V184H170ZM170 185H169V187H170ZM211 185V184H210ZM210 185H208V186H210ZM253 185V184H252ZM124 186V185H123ZM174 186V185H173ZM175 186V187H176ZM183 185H181L180 187H182ZM227 186V185H226ZM247 186H248V188H252V193L254 194H251V195H253V197H250L249 195H245V196H248V198L247 197H242V196H240V191H242L243 189H245V190H247ZM255 186V185H254ZM107 187L108 186H106V191L105 192H107ZM110 187H114V186H112V184L110 185ZM180 187H178L179 189H180ZM264 187V186H263ZM115 188V187H114ZM124 188V187H123ZM161 189V191L160 192H163V193H165L166 192V195L167 196H165V195H163V196H165L164 198L162 197V196H160L159 197V190ZM172 188V187H171ZM178 188H175V191L177 192V190H178ZM183 188H181V189H183ZM260 188V187H259ZM113 189V188H112ZM140 189V190H139ZM147 189V188H146ZM157 189H158V191H157ZM203 189H205V188H203ZM111 190V189H110ZM116 190V189H115ZM156 190V191H155ZM167 190V189H166ZM169 190V189H168ZM196 190H195V192H196ZM245 190H243V191H245ZM101 191V192H100ZM117 191V190H116ZM170 191H171V189H170ZM172 191H174V190H172ZM171 191V192H172ZM175 191L173 192V193H170L171 195L172 194H174L175 193ZM179 191V190H178ZM181 191V190H180ZM179 191V192H180ZM242 191V192H243ZM250 191V190H249ZM249 191L248 192H246V194H248L249 193ZM140 192V193H139ZM114 193H115V191H114ZM119 193V192H118ZM133 193H131V195L133 194ZM137 193V195H138V193H139V196H140V198L137 196V197H135V194ZM121 194V193H120ZM125 194V193H124ZM131 195H128V196H131ZM161 195H162V193H161ZM115 196V195H114ZM123 196V195H122ZM148 196H149V194H148ZM152 196V195H151ZM174 196H175V194H174ZM170 197V196H169ZM172 197V196H171ZM176 197V196H175ZM87 198H89V200L87 199ZM111 198V197H110ZM112 198H114V197H112ZM122 198V197H121ZM129 198V197H128ZM153 198V197H152ZM169 200H168V199ZM251 198H253V200L251 199ZM86 199H87V204H86ZM120 199V200H119ZM130 199H128V200H130ZM173 199H175L174 197H173ZM203 199V200H202ZM213 200L212 202H210V200ZM64 200V201H63ZM102 200H103V198H102ZM110 199H108L107 201H109ZM127 200V201H128ZM126 201V200H125ZM67 202V203H66ZM112 202V203H111ZM154 202V201H153ZM175 202V203H174ZM102 203V202H101ZM108 203V202H107ZM123 203H126V202H123ZM122 203V204H123ZM61 204V203H60ZM114 204V205H113ZM119 205V206H118ZM124 206H125V204H123ZM126 205H127V203H126ZM65 206V205H64ZM85 206H86V208H85ZM105 206V205H104ZM115 206V207H114ZM116 206H118V207H116ZM56 207V206H55ZM63 208V207H62ZM66 208V207H65ZM125 208L126 207H124V210H125ZM248 208H254L255 209V213L253 214H251L250 215V213H248ZM47 209H49V208H47ZM64 209V208H63ZM85 209H87V210H85ZM104 209V208H103ZM112 209V210H113ZM111 210V211H112ZM121 210V209H120ZM126 210H128V206H127V209ZM202 210V211H201ZM44 211V210H43ZM47 211V210H46ZM50 211V210H49ZM105 211V210H104ZM132 211H130V212H132ZM251 211V210H250ZM41 212H42V210H41ZM121 212V211H120ZM40 213V212H39ZM47 213V212H46ZM102 213H104V212H102ZM101 213V214H102ZM147 214L146 216V218H148V216H149V220L147 219H143L144 221H142L141 219H139V215H142V214ZM201 213H205L206 214V217L204 218V219H199L198 217L201 215ZM30 214V213H29ZM57 214H58V212H57ZM115 214V213H114ZM125 214H127V212H125ZM144 214L142 215V216H140V218H142L143 216H144ZM42 215V214H41ZM111 217H112V215L111 214H109ZM129 215H130V213H129ZM128 215V216H129ZM134 215H132V216H134ZM254 215V216H253ZM25 216H27V215H25ZM99 216H101V217H99ZM41 217V216H40ZM173 217H178L181 221H182V223H186L187 222V224H188V228H186L187 230L185 231V230H181L180 228L181 227H177V225L176 224H174V222L172 223V224H169V222H168V219L169 220H171ZM145 218V217H144ZM22 219V218H21ZM51 219V218H50ZM49 219V220H50ZM53 219V218H52ZM85 220H88L89 221V223H90V225H92L93 226V228L95 229V228H97L98 226H99V229H103L104 230V234L102 235L101 234V236H99L98 235V237H100V239L99 240H97L98 239V237H97V235L95 236L96 237V241L95 242H93L92 240H93V238L95 239V237H91V236H94V235H92V232L95 234V232H94V230H93V228H92V226H89V227H87L88 226V224H86L87 226V228L85 229V232H84V234H82L83 232H81L82 230H83V228H81V226H83L82 225V222H83V224H85ZM110 220V219H109ZM132 220V221H131ZM22 221V220H21ZM24 221V220H23ZM31 221V220H30ZM44 221V220H43ZM42 221V219H41V222H43ZM129 221H131V222H129ZM173 221V220H172ZM32 222V221H31ZM247 222H248V224H250V225H248L247 224ZM23 223V224H22ZM37 223V224H36ZM53 223V224H54ZM120 223V224H121ZM151 225V227H153L152 229L153 230H151V231H146L145 229V225L147 226V225ZM38 225H39V228H40V230H38L37 228H38ZM81 225V226H80ZM260 225V226H259ZM24 226V227H23ZM31 226H32V228L34 227V226H36L35 227V230H36V232H35V230H34V232L35 233H37V234H35L33 231L31 232L30 231V228H31ZM48 226V225H47ZM43 227V228H42ZM79 228L80 227V229H81V231H80V233L78 232V230H76L77 231V233H76V231H75V228ZM29 228V229H28ZM77 228V229H78ZM169 228H171L172 229V233L169 231ZM99 229H96V230H99ZM170 229V230H171ZM32 230V229H31ZM93 230V231H92ZM95 230V231H96ZM155 230H158V231H156V232H158V233H156L157 234V238H154V233H155ZM102 231V230H101ZM121 232H124L127 236H129L128 237V239L126 240V241H124V242H122V241H120L119 242V240H118V237H119V234L121 233ZM34 233V234H33ZM65 234H69L70 235V237L72 236V238H73V241L70 243V244H66V242L63 240V236L65 235ZM77 234L79 235V236H77ZM100 234V233H99ZM32 236V237H33ZM32 237H29L31 240H32ZM131 237H134V238H131ZM156 237V236H155ZM16 238H14V239H16ZM39 238V237H38ZM130 238V239H129ZM263 238V236L261 237V241L262 240H264V239H262ZM34 239V238H33ZM65 239V238H64ZM132 239V240H131ZM122 242V243H121ZM30 243V242H29ZM124 243V244H123ZM262 243L264 244V241H262ZM122 245H123V247H122ZM6 246V245H5ZM27 246V245H26ZM263 248V250H264V247H262ZM17 249V248H16ZM33 249H31L30 248V245H29V250H31V251H33ZM12 250V249H11ZM25 250H28V248H26ZM137 250V251H136ZM154 251V253H153V256H149V258H147V256H145V254L146 253H148L149 251ZM262 249H261V251H263ZM260 251V252H261ZM25 252V251H24ZM27 252V251H26ZM30 252V251H29ZM135 252H137L136 254H135ZM10 253V252H9ZM8 253V254H9ZM12 253V252H11ZM10 253V254H11ZM263 253V252H262ZM13 254V253H12ZM133 254L134 255H136V256H134L135 258H133ZM200 254H202V255H200ZM150 255V254H149ZM152 255V254H151ZM163 256V257H162ZM4 257V256H3ZM161 257V258H160ZM7 258V257H6ZM26 258V257H25ZM261 258H263V260L262 261H260L259 262V260L261 259ZM16 259V258H15ZM158 259V260H157ZM213 259H214V262H213ZM216 259L218 260V261H216ZM220 262V263H219ZM264 262V261H263ZM263 264V263H262Z\"/></svg>", "mask_w": 264, "mask_h": 264}, {"label": "flooded vegetation", "instance_id": "3", "mask_svg": "<svg viewBox=\"0 0 264 264\" xmlns=\"http://www.w3.org/2000/svg\"><path fill=\"white\" fill-rule=\"evenodd\" d=\"M6 21H7V18L0 19V23H3V25L0 26V35L2 38H6V34H7V32H6V26H7L6 23L7 22ZM17 26H16V28L18 29L19 26L18 27ZM29 151L33 152L34 149L29 150L28 145H26V146L22 145L21 146V148L19 150V157L22 158V162H24V161L28 162L26 158L29 157V154L27 153ZM32 155H34V154H32ZM35 157H36V159H33L32 162L37 163L38 158H39L38 154H35ZM29 162H30V160H29ZM53 167L54 166L47 167L44 171L40 170V169L36 170L34 175L31 178V181H29L32 183L30 188H32L31 195H33V197H32L33 202H29L31 204V206H19V207L10 209V216L12 217V219H14L20 223L23 222L25 224L28 220H29L28 225L30 223L35 224V222H38V224H41V226H42V223L43 224L45 223V225H43V227L46 228V229H43V230H45L44 231L45 233L43 234L44 237H45V235L50 236V237H53L55 235L54 233H52L50 231H53L54 229H56L55 228L56 226H55V224L50 223V221L52 220L55 212L59 209H57L54 206L55 201L53 200V198H58V196H56L55 194L63 191L62 190L63 189L62 183L64 181H70L71 180L70 176L62 178V176L56 175L55 173H57V172L61 173V172L58 170H55ZM56 184H58V185H56ZM52 204H53V206H51ZM47 208H49V209H47ZM41 210H42V212H41ZM25 215H27V216H25ZM41 219H42V221L43 220L44 221L41 222ZM5 225H7V224L3 220H1V222H0V264H46L44 262H40L39 257H35L36 254L38 255V251H37L38 249L37 250L33 249V247H35L34 246L35 241L38 242L41 239L40 235H34V236L32 235L33 237L32 236H27V237L25 236V238L24 237L23 238L22 237L16 238L15 234L12 235L13 232L11 233L9 231L10 228L8 226H5ZM25 226H26V224H25ZM26 227H28V226H26ZM35 227L36 226H34L32 228V226H31L30 231L34 232ZM40 228L38 225L37 229L40 230ZM35 232H36V230H35ZM35 234H37V233H35ZM29 237H32V240ZM14 238H16V239H14ZM32 241L34 242L33 245H31L33 243ZM29 245H30V248L33 249V251L29 250ZM26 248H28V250H25ZM9 252L10 253L12 252L13 254L12 253L10 254Z\"/></svg>", "mask_w": 264, "mask_h": 264}]
</instances>
